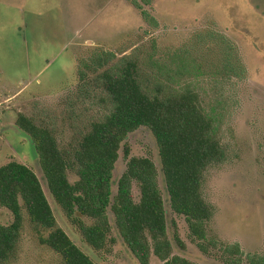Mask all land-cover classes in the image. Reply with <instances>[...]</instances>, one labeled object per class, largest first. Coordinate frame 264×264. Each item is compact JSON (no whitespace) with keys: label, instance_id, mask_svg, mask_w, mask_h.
<instances>
[{"label":"rangeland","instance_id":"1","mask_svg":"<svg viewBox=\"0 0 264 264\" xmlns=\"http://www.w3.org/2000/svg\"><path fill=\"white\" fill-rule=\"evenodd\" d=\"M0 0V167L16 161L40 178L58 225L96 264H140L117 231L109 253L90 248L49 192L36 150L16 126L19 114L52 125L62 144L75 145L90 123L107 107L103 92L80 82V71L92 73L101 51L121 59L138 57L145 70L155 62L191 80L208 113L216 119L226 161L209 170L203 194L216 209L212 229L220 240L239 243L245 255L264 257V0ZM135 3L157 21H146ZM218 35L238 49L246 68L242 79L223 71ZM206 47V48H205ZM149 73V72H148ZM175 75V72L172 73ZM90 93L95 102L84 96ZM131 155L151 158L159 171L166 199L169 234L175 254L196 264H225L220 252L206 256L190 238L184 217L170 208L158 149L147 128L129 136ZM123 149L114 171L113 189L126 170ZM71 180L76 177L71 174ZM134 195L138 200L139 189ZM16 257L9 264H62L61 257L41 245L26 213ZM111 220L114 216L110 213ZM0 206V226L13 223ZM178 236L187 246L180 248ZM151 264H163L153 256ZM243 264H248L247 260Z\"/></svg>","mask_w":264,"mask_h":264},{"label":"trees","instance_id":"2","mask_svg":"<svg viewBox=\"0 0 264 264\" xmlns=\"http://www.w3.org/2000/svg\"><path fill=\"white\" fill-rule=\"evenodd\" d=\"M135 5L146 21L158 25L148 11ZM214 42L221 52L223 71L238 79L245 77L237 47L224 35ZM178 64L172 70L155 62L157 72L151 67L153 72L148 73L138 57L117 59L114 53L101 51L92 59L95 76L90 78L83 71L79 76L84 89L94 84L103 92L100 100L107 110L81 132L75 145L64 146L52 125L39 124L22 113L16 126L34 145L56 204L94 251L111 252L117 231L140 264H151L153 256L163 264H196L174 252L158 167L149 157L131 155L129 136L147 128L157 145L168 203L176 215L185 218L193 244L206 256L220 252L225 264L246 260L264 264V257L246 256L239 243L220 240L212 229L216 209L205 199L203 185L209 170L226 161V150L216 119L207 112L195 83L177 79L186 68L184 60ZM86 95L92 102L98 99ZM122 149L127 165L114 195V171ZM0 206L14 217L10 225L0 226V264H9L17 255L24 213L41 245L57 253L62 264H96L58 225L40 178L27 165L12 161L0 167ZM175 241L187 249L177 235Z\"/></svg>","mask_w":264,"mask_h":264}]
</instances>
